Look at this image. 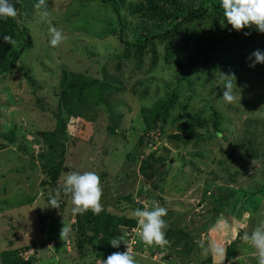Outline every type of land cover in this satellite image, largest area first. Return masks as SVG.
Returning <instances> with one entry per match:
<instances>
[{
    "label": "rangeland",
    "instance_id": "1",
    "mask_svg": "<svg viewBox=\"0 0 264 264\" xmlns=\"http://www.w3.org/2000/svg\"><path fill=\"white\" fill-rule=\"evenodd\" d=\"M28 2L31 9L24 10L17 22L28 28L32 45L21 54L12 73L0 75V133L15 129L14 143L0 149V256L4 250L36 243L34 251L27 252H34L29 254L35 258L32 264H86L88 259L74 249L71 231L65 240L60 231L64 222L70 227L74 216L70 195L63 191L66 176L92 171L100 177V203L109 212L131 216L134 211L128 207L127 195L150 208L155 201L168 210L167 223L174 221L190 235L188 255L165 246L154 251L156 245L143 244L145 249L133 252L136 264H198L211 258L205 257L195 242L201 238L206 244L209 239H219L225 246L238 239V255L224 264H257L256 250L241 237L245 232L250 235L264 221V71L259 63L235 73L226 70L220 76L218 71L208 75L211 59L205 66L199 63L183 79L185 67L180 63L197 58V39L190 24L172 44L171 63L160 58L150 67V54L145 53L138 66L124 61L122 71L117 72L114 55L123 49L111 31L117 30L118 20L109 5L101 0H46L50 15L42 19L39 11L43 8L35 9V0ZM122 9L131 25L138 22ZM50 27L65 37L58 47L49 44ZM62 69L95 78L105 71L117 75L123 88L106 98V106L90 110L86 120H68L63 169L53 195L59 192L58 199L63 202L58 214L61 205L55 211L50 209L40 186V162L31 154L43 151L39 132L53 129L57 122L54 91ZM239 76L242 82L237 81ZM229 79L237 95L234 104L222 99L223 85ZM176 85L180 86V102L188 105L183 117L201 111L209 118L212 108L217 109L222 118L219 128L226 139L215 136L196 145L194 139L186 143L169 139L168 134L179 133L178 122L173 121V116L179 115L175 109L164 132L148 136L146 147L138 146L143 130L141 107L152 105ZM199 132L206 136L205 129ZM151 151L170 161L156 188L140 175L141 160ZM196 151L201 155H194ZM129 152L137 153L136 159L128 157ZM252 187L258 189L255 201L243 198L239 190ZM219 225L227 227L220 231ZM168 253L171 256L165 259Z\"/></svg>",
    "mask_w": 264,
    "mask_h": 264
},
{
    "label": "trees",
    "instance_id": "2",
    "mask_svg": "<svg viewBox=\"0 0 264 264\" xmlns=\"http://www.w3.org/2000/svg\"><path fill=\"white\" fill-rule=\"evenodd\" d=\"M35 1L38 2V0ZM101 1L110 6L118 20L117 30L116 28L111 30L114 31L123 49L121 54L114 55L117 61L115 67L117 72L122 71L121 67L125 64L124 61L131 60L138 66L142 62L145 53L150 54V67H154L160 58L165 63H171L173 61L172 44L190 24L193 25V33L197 39V58L188 64L180 63V67H185L183 79H186L199 63L205 66V64L210 63L211 59L214 60L210 63L207 71L208 75L215 71H218L220 76L226 70L235 73L240 69H251L252 67H249L251 61L247 57L257 49L264 52V33H260L255 27L245 28L241 32L232 30L231 25L227 23L223 15V8L220 7L221 0H139L136 3L127 4L126 0ZM29 2L18 0L14 3L18 13L17 17L21 16L24 10L31 9ZM123 7L129 16L137 17L138 22L131 25L123 14ZM17 17L0 18V75L8 72L12 73L21 54L32 45L28 28L21 26L17 22ZM244 32H250L251 34L245 36ZM5 35L11 36L16 44L13 46L4 42L3 36ZM220 44L222 46H219ZM160 46L161 50H159ZM101 62L104 67V59ZM258 65L264 71V63ZM237 66H240V68H236ZM240 78L241 76H239L238 82L243 81ZM188 84L187 87L191 89L190 83ZM122 88L123 81L117 75L112 76L105 71L95 78L86 76L82 72L62 69L60 80L54 91L58 102L55 113L57 122L53 129L39 132L41 139L38 142H42L40 147L43 148V151L32 152L31 154L34 159L37 158L40 162L43 174L40 186L49 205L63 169L62 164L66 153L64 141H67L69 136L66 130L68 120L70 118H83L86 120L90 110L106 106V98L112 92L121 91ZM179 95L180 86L176 85L167 90L164 97L157 98L152 105L141 107L143 130L138 137V146L146 147L148 144L145 140L150 135L163 133L170 112L175 109L178 110L179 115L173 116V121L178 122L175 127L179 133L168 134L169 139L182 143L194 139V145L215 136L222 135L226 139L223 136V131L219 128L222 118L217 109L212 108L209 118L202 116L201 111H196L184 118L188 105L186 102H180ZM199 129H205L207 131L206 136L201 134ZM14 130L10 129L5 134L0 133V149L5 148L6 144L14 143ZM138 153L143 154L144 152L139 150ZM137 155L133 152L127 154L132 159H136ZM194 155L200 156L201 153L196 151ZM169 165L168 158L163 155L156 156L155 152L151 151L141 160L140 175L151 187L156 188L160 185L159 182L163 180L164 174L167 173ZM154 175H156V180H154ZM239 190H241L243 198L246 196L253 198L258 191L255 187L250 190H244V188ZM125 199L128 200V207L133 211L137 208H144V202L135 201L131 195H127ZM255 200L257 199L253 198V201ZM59 205H61V210L57 212L58 214L62 212L63 208V202L60 200ZM102 208L103 210L98 215L93 214L91 210L83 215L74 214L70 224L71 233L74 235V249L81 257L88 259L86 264H99L113 252H124L125 244L123 242L118 248H113L109 241L114 237L124 236L125 231L137 227V221L130 218L131 216L109 212L106 208ZM50 209L57 210L51 206ZM167 225L165 237L168 244L165 245V248L170 247L169 250L172 249L179 255H188L192 248L188 231L174 221L168 222ZM136 239V245L141 248L143 242L138 237ZM237 242L238 239H234L225 246L227 249L225 263L230 262L238 255ZM37 246L36 243L24 244L19 248L4 250L0 256L2 264H32L35 260L34 257H31L34 252L31 256L28 255L27 259L24 258L23 253ZM157 250H159V246H155L154 251ZM169 253L165 255V259L171 256ZM198 264H212V259L208 258Z\"/></svg>",
    "mask_w": 264,
    "mask_h": 264
},
{
    "label": "clouds",
    "instance_id": "3",
    "mask_svg": "<svg viewBox=\"0 0 264 264\" xmlns=\"http://www.w3.org/2000/svg\"><path fill=\"white\" fill-rule=\"evenodd\" d=\"M220 7L223 8V15L227 23L231 25L232 30L241 32L245 28L255 27L260 33H264V0H221ZM34 8L37 10L43 8L42 11H39L42 19L49 17L50 13L47 10L46 0H38ZM17 15L18 13L13 0H0V18H16ZM49 34V44L52 47H58L65 39L62 32L55 27L49 28ZM243 34L248 36L251 33L244 32ZM3 40L13 46L16 44V41L9 35L3 36ZM247 59L251 61L249 67H255L257 63H264V52L257 49ZM223 88V101L226 104H234L237 100V95L234 92L232 80H227ZM63 191L66 195H70L73 214L83 215L85 212L91 210L93 214L98 215L103 210L100 203L103 189L101 187L100 177L95 172H73L67 175L64 180ZM59 195L60 193L57 192L55 197L50 198L49 206L53 208L60 207ZM152 205L150 209L149 205L145 203L143 209L137 208L132 213L130 218L137 221V227L133 229V232L143 244L149 247L153 245L164 247L168 244L165 237V229L168 225L164 219L167 216L168 210L155 201L152 202ZM226 227L227 225L218 226L220 231H223ZM70 231V227L64 222V226L60 231L61 239L65 240ZM241 240L244 243L251 244L256 250L254 255L256 256L257 264H264V221H261L260 225L253 229L250 235L245 232ZM121 242L127 245V250L111 253L106 259H103L102 264H136L131 247L123 235L114 237L109 241L113 248H118ZM195 242L201 248L202 254L205 257L211 256L212 264H224L227 257V249L223 242L215 238L209 239L207 244L204 238Z\"/></svg>",
    "mask_w": 264,
    "mask_h": 264
},
{
    "label": "built area",
    "instance_id": "4",
    "mask_svg": "<svg viewBox=\"0 0 264 264\" xmlns=\"http://www.w3.org/2000/svg\"><path fill=\"white\" fill-rule=\"evenodd\" d=\"M134 228H136V227H132L129 231H125V233H124V236H125V238H126V241H127V243L130 245V247H131V251H132V253L135 251V250H137V249H145V247L142 245L141 246V248H139L136 244H137V239H136V237H135V234H134V232H133V229ZM127 250V245L125 244V249H124V251H126ZM28 251H26V252H24L23 253V256H24V258L25 259H27V257H28V255L30 254V253H33V252H29V254L27 253Z\"/></svg>",
    "mask_w": 264,
    "mask_h": 264
}]
</instances>
